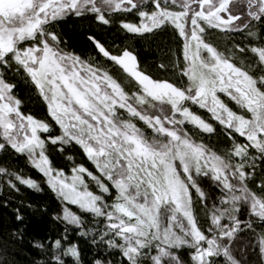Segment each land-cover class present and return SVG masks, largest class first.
I'll return each mask as SVG.
<instances>
[{
    "label": "snow or ice",
    "instance_id": "obj_1",
    "mask_svg": "<svg viewBox=\"0 0 264 264\" xmlns=\"http://www.w3.org/2000/svg\"><path fill=\"white\" fill-rule=\"evenodd\" d=\"M20 161L57 227L3 198L0 264H264V0H0V184L43 192Z\"/></svg>",
    "mask_w": 264,
    "mask_h": 264
},
{
    "label": "trees",
    "instance_id": "obj_2",
    "mask_svg": "<svg viewBox=\"0 0 264 264\" xmlns=\"http://www.w3.org/2000/svg\"><path fill=\"white\" fill-rule=\"evenodd\" d=\"M88 28V25L86 22H73L72 20H68L66 23H61L57 25L56 30L59 32H62L65 35V38L69 42V51H76L77 54H83L85 57L87 56H93L94 53L91 49V47L86 43V36L84 33L86 32ZM97 32L100 33L101 39L103 41H107L109 44H117L119 45L121 43V40L119 37L123 36V33L116 34L114 32H108V31H101L100 29H96ZM167 40V38H164ZM127 43H135L134 41H126ZM139 50V49H138ZM144 51L148 53L147 45H144ZM154 63V57L151 55V53H148L146 56V64L151 65ZM108 71L113 73L114 75L120 76L121 79H123V74L115 67L111 66L110 64L107 65ZM123 82L126 87L132 88V85L126 80L123 79ZM223 99H226L222 96ZM28 107L38 113L43 114L41 112V107L38 103L34 101L28 102ZM198 113H202L203 110H197ZM126 115V114H125ZM138 126H141L144 128L146 134L151 135V130L147 129L146 126H143L140 122H137ZM222 137L219 139L213 138V140L210 142L213 145H216L217 147L223 148L224 145L222 143ZM72 156L76 160H79V156L75 151H67L64 152L62 156H58L57 159L63 160L64 164L67 165L66 168V175H71L70 169L71 162L66 159V157ZM24 172L29 175L33 179H37L44 188V191L41 193H37L34 190H27V191H21L20 193H10L8 192L2 184H0V203H3V198L6 199H12L14 203H19L21 199L25 201V203H31L34 206L35 211L29 210L28 216L29 219L26 221V223L29 225V231L30 232H40L41 234L50 232L52 229L56 228V225H53L50 221V218L48 215H41V210L43 208H47L49 213H51L54 209H56L57 204L59 201L56 199L54 194H52L50 191L47 190V185L44 184L43 178L41 174H39L35 169H30L28 166L25 165L24 161H20L19 165ZM75 210V208H73ZM11 209L9 208L7 211L0 208V230H6L10 224H11V216H10ZM31 258V253L28 251L27 247L20 249V254L16 258L17 264H28L29 259ZM256 257H252L253 264H255Z\"/></svg>",
    "mask_w": 264,
    "mask_h": 264
}]
</instances>
